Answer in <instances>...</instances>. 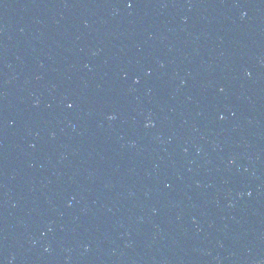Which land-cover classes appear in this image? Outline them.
<instances>
[{"label": "water", "instance_id": "obj_1", "mask_svg": "<svg viewBox=\"0 0 264 264\" xmlns=\"http://www.w3.org/2000/svg\"><path fill=\"white\" fill-rule=\"evenodd\" d=\"M0 264H264V0H0Z\"/></svg>", "mask_w": 264, "mask_h": 264}]
</instances>
